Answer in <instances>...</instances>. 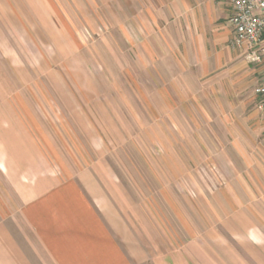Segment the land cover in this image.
<instances>
[{
	"label": "crops",
	"instance_id": "0c3cea01",
	"mask_svg": "<svg viewBox=\"0 0 264 264\" xmlns=\"http://www.w3.org/2000/svg\"><path fill=\"white\" fill-rule=\"evenodd\" d=\"M231 16L230 0H0V264H264V72L231 46ZM81 30L123 63L145 126L173 129L170 168L147 151L146 170L115 165L99 128L131 120L68 65L87 62Z\"/></svg>",
	"mask_w": 264,
	"mask_h": 264
},
{
	"label": "rangeland",
	"instance_id": "374dc122",
	"mask_svg": "<svg viewBox=\"0 0 264 264\" xmlns=\"http://www.w3.org/2000/svg\"><path fill=\"white\" fill-rule=\"evenodd\" d=\"M79 33V39L81 37V33L83 34V37L81 40L83 42H78L79 46L83 49V55L85 56V59L87 62L85 64H79V63H74V62H68V65L71 67V69L81 71V66L84 69H89L90 71L94 72L95 76H98V79L95 80V85L96 87L102 88L103 91H105V99L108 97L107 93L110 92L113 95H110V100L113 104H117L122 109H126L125 113H127L128 117L131 120V124L129 126H125L124 128H115L112 126H104L99 128V132L103 134L104 131L110 136H115V144H116V166L117 167H124V166H135V167H143V169L146 170L144 162L139 158L138 153L147 151L148 152V159L147 160V167H165V168H170L171 166V159L167 157H162L161 155V146H167V149H171V134H172V128L170 127H165V128H157V127H149L145 126V121L140 119L139 116V110H138V105H135V102L133 99L129 100V97L124 93V79L120 77V72L122 71L123 63L118 62L116 60L115 63L107 61L106 58H103L102 60L96 61L94 57H92V52L95 53L94 50H97L98 47L94 46L95 42H93L94 39L97 38V35L92 34V32H86L82 31L77 32ZM84 35L86 36L84 39ZM119 48L121 51L124 49V42H117ZM70 44V42H69ZM75 46V45H74ZM73 47V46H72ZM76 50L79 49L75 46ZM74 48V49H75ZM100 50V49H99ZM63 52V49L61 50ZM120 57V56H119ZM76 57H73V60ZM71 59V58H70ZM76 60V59H75ZM120 60V58H119ZM99 72V73H97ZM104 75V77H103ZM111 76V77H108ZM114 76V77H113ZM111 88V90H110ZM86 89V87H85ZM110 90V91H109ZM256 95V91H255ZM79 97L82 99V97L79 95ZM98 96H93L91 95L89 98V102L86 101L83 103V105L87 104L90 106H101V102L96 99ZM86 98V97H85ZM102 98V96H101ZM113 98V99H112ZM93 99H96V102H93ZM255 103H257V98L254 100ZM129 108V110L127 109ZM100 116L102 117V113L100 112ZM123 118V117H121ZM133 123H140V125H136ZM98 131V129H96ZM120 130V132H119ZM86 133V131H85ZM100 133V134H101ZM124 133V134H121ZM95 134L94 131L92 135ZM86 135H88L86 133ZM123 136H127V143H124ZM169 142V143H168ZM102 144V143H101ZM105 144V143H104ZM124 144V145H123ZM211 148L215 149V152H217V147L219 146L218 143L212 144ZM110 149L113 150V148ZM216 147V148H215ZM169 148V149H168ZM128 151L131 154L132 160H128L125 158H122L121 156L125 155V152ZM165 152V150H164ZM119 153H122L123 155H120ZM212 156V155H211ZM141 160V161H140ZM70 161V160H69ZM199 161V160H197ZM201 163H204V165L207 167V169L210 171L211 169V176L214 178L215 181L219 180V164L220 160L216 156H212L211 158L209 156H206L205 158L203 157L200 159ZM165 179H170V175L165 174L164 175ZM153 175L148 174V184H156ZM166 182V181H165ZM149 188H151V185H149ZM150 194H154V191H149ZM181 195L183 196L182 198L185 199L188 196H192L193 198H197L196 195H193V193L190 190L184 191L181 190ZM195 196V197H194Z\"/></svg>",
	"mask_w": 264,
	"mask_h": 264
},
{
	"label": "built area",
	"instance_id": "2783aa9c",
	"mask_svg": "<svg viewBox=\"0 0 264 264\" xmlns=\"http://www.w3.org/2000/svg\"><path fill=\"white\" fill-rule=\"evenodd\" d=\"M233 28L231 46L245 51L249 64L262 68L264 72V0H230ZM264 108V77L256 89Z\"/></svg>",
	"mask_w": 264,
	"mask_h": 264
}]
</instances>
